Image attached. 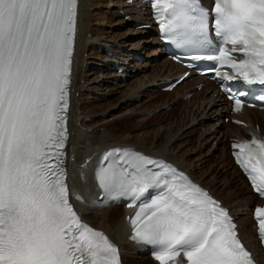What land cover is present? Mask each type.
<instances>
[{
    "label": "snow or ice",
    "instance_id": "6c2138e0",
    "mask_svg": "<svg viewBox=\"0 0 264 264\" xmlns=\"http://www.w3.org/2000/svg\"><path fill=\"white\" fill-rule=\"evenodd\" d=\"M153 8L162 38L205 51L193 59L231 68L226 79L264 85V0H214L211 9L153 0ZM76 16L77 0H0V264H120L117 246L74 210L63 167ZM244 95L229 97L234 111ZM233 148L264 196V140ZM95 176L103 203L139 205L131 239L152 247L158 264H258L228 210L164 160L114 148ZM255 216L264 246V208Z\"/></svg>",
    "mask_w": 264,
    "mask_h": 264
},
{
    "label": "bare ground",
    "instance_id": "6f19581e",
    "mask_svg": "<svg viewBox=\"0 0 264 264\" xmlns=\"http://www.w3.org/2000/svg\"><path fill=\"white\" fill-rule=\"evenodd\" d=\"M100 1L78 0L77 4L74 56L68 89V140L66 145V174L70 197L73 199L76 194H80L83 197L82 202L73 200L77 213L80 214L83 220L103 230L119 245L123 264L127 262L128 257L136 259V262L131 264H138V262L140 264H156L155 261L144 254L143 247L134 245L128 240L123 220L128 210L122 206H114V208L113 206L95 207L92 201L96 197V192L93 190L89 172L93 169L91 163L95 157L107 147L136 148L176 164L182 170L189 172L197 182L208 188L216 198L220 199L229 208L242 241L251 250L258 264H264V256L255 243V226L250 216L256 196L249 190L237 169L235 172L240 175L242 183L236 182L240 177H233V173L228 178H219V170L224 165L228 166V168L231 167L226 151L227 153L229 152L233 143L254 136L264 137V110L244 108L239 113L230 116L235 119L233 124L226 125L223 129H220L223 126L221 118L228 115V102L222 95L214 94L212 83L209 80L203 77H193L194 85L204 81L201 89L194 90V87H192L182 91V93L178 92L177 97L169 98L168 101L162 103L163 106H167L180 99L187 92H193L192 95H194L186 99V104L187 102L190 103L188 116L191 119L188 118L187 120L185 116L179 115L180 120L186 121L182 122L180 128H175L176 130L174 129L175 131L170 133L168 137H162L165 130L166 133L169 131V127H166L165 121L162 122L163 120L157 124L158 128H156V131L158 129L159 132L152 135L150 139L140 143L127 139L111 138L108 135L109 132L107 133L106 127H104L103 132H100L98 130L99 126H106L112 120L118 119L127 113L136 112L133 107H130L134 102L139 101L143 95H146L157 84L165 83L183 69L176 63L164 58L162 63H153L155 68L153 71L154 76L161 78L157 80L153 77L148 80V83L139 79L140 81L138 80L135 86H132V88L127 87V78L132 77L134 73H140L147 69L146 65H140V62L137 65V58H131L130 52L137 51L141 54L143 49L145 50L151 42L155 44L157 41L152 40L151 35H149L152 33L150 30L131 29L130 24L132 21L136 19L147 21V13L137 10L135 8L136 3H128L125 0H121L119 3H114V1L110 5L117 8L112 18L114 19L121 15L122 23L119 26L127 25L128 30L119 35L118 39L114 38L115 36H110L103 44L98 41L96 36L92 37L94 34L90 33L89 28L92 20L91 16L93 11L99 9ZM203 1L206 2L207 0ZM125 13H131L132 18L130 20L123 19ZM88 33L91 34L89 38L86 37ZM136 37H138L137 41H132ZM102 45L112 49V56L109 57L101 51V55L95 57V60H87L91 58L89 53L92 52L90 51L98 48L97 46L102 47ZM159 48L158 46L156 54L163 58ZM112 62L125 66L126 73H116L114 68H111ZM93 73H96V76L90 77ZM183 81L180 83H183ZM123 87H127L130 90L128 95H121L115 102H110L111 104H105L106 102L100 104L99 101L102 100V97L105 99L113 94L116 95L122 91ZM176 89L177 86L171 91L163 93L170 95L168 93L174 90L176 92ZM126 107L129 108L127 109ZM77 122H80L78 126L76 125ZM201 126L202 131L199 137L202 142L207 144L210 140L215 139L216 146H210V150L194 157L195 149L190 148V145L188 146L190 142L189 135H192L193 131ZM164 135L167 134L164 133ZM179 135L180 138H183L182 141L176 147L170 148L169 145L176 138H179ZM218 148H221L220 159L213 165V169L218 167V171L212 173V169H205L203 175H195L194 171L196 172L197 169L202 170L212 152ZM220 163L222 165L219 167ZM205 177L207 179L203 180ZM228 189L229 191L227 192ZM257 202H264V200ZM252 226L253 235L251 234Z\"/></svg>",
    "mask_w": 264,
    "mask_h": 264
},
{
    "label": "rangeland",
    "instance_id": "374dc122",
    "mask_svg": "<svg viewBox=\"0 0 264 264\" xmlns=\"http://www.w3.org/2000/svg\"><path fill=\"white\" fill-rule=\"evenodd\" d=\"M119 1L120 0H101L99 2L100 3L99 9L98 10L96 9L95 11H93V15L91 16L92 20L90 23L91 25L89 26L90 33L94 34L92 37L96 36L98 41H100L102 44L110 36H113V37L115 36L114 38L118 39L119 35H121L123 32H126L128 30L127 25H120L119 26V24L122 23V18L120 15L114 19L112 18L113 13L117 8L112 7L110 4L112 2L119 3ZM108 3L110 6L108 5ZM91 34H89V33L86 34V37L89 38ZM151 36H152V40L154 39L155 41H157L153 37V35H151ZM137 38L138 37L134 38L132 41H134V42L137 41ZM153 43L154 42H151V44L148 45L145 50L143 49V51L141 53V55H142L141 59L136 61V64L138 62H140V65H142V64L146 65L147 69L145 71L140 72V73H134L132 77L127 78V80H128L127 87L129 86L130 88H132V86L136 85V83L138 82L139 79L142 80V82L145 81L148 83V80H150L153 77L157 80L159 78H161V77L154 76L153 71L155 70V68L153 67V63H155V62L162 63L164 58H162V56H158L156 54L158 51V46H159L158 42H156L155 44H153ZM97 47L98 48H95L92 51H90V52H92V53H89L91 55V58H89L87 60L93 61V60H95V57H97V56L99 57V55H101V50H100L101 46H97ZM84 56H86V55H84ZM93 74L90 77L96 76L95 75L96 73H93ZM190 80H191V77L188 78V80L184 81V83L179 84L177 86L176 92H174L175 91L174 90V91L168 93L170 95L163 93V91L159 90L157 87H153V89L151 91H149L146 95H143L139 101L134 102L133 105L130 106L131 108L133 107V109H135L136 112L127 113L126 115H124L118 119L112 120L106 126H99L98 130L100 132H103L104 127H106L107 133L109 132L108 135L111 138L124 139V140L127 139L130 141H135V142L140 143L142 141H146V140L150 139L152 135L159 132L158 129L156 131V128H158L157 124L163 120L162 122L165 121L164 124L166 125V127H169V131H168V133H166V130H165V132L163 131L167 135H164V133H163L162 137L163 138L168 137V135L170 133L174 132L177 128H180L182 122L186 121V120L185 121L180 120L179 115L185 116L186 119L188 120V118H189L188 107H189L190 103L187 102V104H186V99L193 97L194 95H192V92H189L188 95H186V96L183 95L180 99L175 100L174 102L168 104L167 106H163L162 103L164 101H168L169 98L173 99V98L177 97L178 92L182 93V91H184V90L186 91V90L192 88L193 87V81H192L193 79L191 81ZM127 87L122 88L123 92L121 91L120 92L121 94L120 93H117L116 95L113 94V95H111L105 99L102 97V100L99 101L100 104H102L104 102H106L105 104H111V103L115 102L116 100H118V98L121 97V95L122 96L128 95L130 93V90ZM195 87L199 88L197 85H195ZM155 110H157V111H155ZM250 114H252V113H250ZM142 117H144V118H142ZM226 117H228V116H223L221 118V122H222L223 126L220 127V129H223L226 125L233 124L229 119L226 120ZM189 119H191V118H189ZM179 121H181V122H179ZM178 122H179V124H178ZM79 123L80 122H77L76 125L78 126ZM215 124H216V121H215ZM201 131H202V126L197 127L195 129V131H193L192 135L191 134L189 135L190 142L188 143V146L190 145V148L192 147L195 149L196 153H195L194 157L201 154L202 152L204 153L207 150H210L209 149L210 146H216V143L214 142L215 139L210 140L207 144L203 143L202 139H200V137H199ZM162 137H160V138H162ZM178 137L179 138H176L174 141H172V144L169 145L170 148L176 147L179 144V142L182 141L183 138H180V135ZM199 143H201L202 146ZM220 152H221V148H218L216 151H213L209 160L205 163L203 169L202 170L197 169L196 172L194 171V174L199 175V176H200V174L203 175V171H205V169H209V170L212 169L211 170L212 173L217 172L218 167L216 169H213L214 168L213 165H215V163H217L216 161H219ZM226 156L229 159L231 167L228 168V166L224 165V167L219 170L220 171L219 172V178H224V177L228 178L232 175V173L234 174L233 177L239 178L240 175H237V172H235L236 168L234 167V165L231 164V160H230V157H229L227 151H226ZM220 165H222V163L219 164V167H220ZM234 172L236 173V175ZM237 176H239V177H237ZM206 179H207V177H205L203 180H206ZM241 180L242 179L240 177L236 182L242 183ZM228 191H229V189L227 190V192ZM113 208H114V206H113ZM251 232H252L251 234L253 235V228L251 229ZM255 243H256L258 249H260L258 244H257L256 239H255ZM135 262H136V259H134V257H132V258L128 257L127 262L124 264H131V263H135ZM138 264H140V262H138Z\"/></svg>",
    "mask_w": 264,
    "mask_h": 264
}]
</instances>
